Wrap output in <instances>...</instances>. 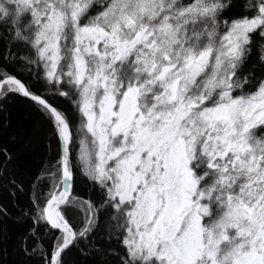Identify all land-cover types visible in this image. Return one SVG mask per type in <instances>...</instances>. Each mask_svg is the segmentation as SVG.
<instances>
[{"label":"snow or ice","instance_id":"snow-or-ice-1","mask_svg":"<svg viewBox=\"0 0 264 264\" xmlns=\"http://www.w3.org/2000/svg\"><path fill=\"white\" fill-rule=\"evenodd\" d=\"M0 264H264V0H0Z\"/></svg>","mask_w":264,"mask_h":264}]
</instances>
